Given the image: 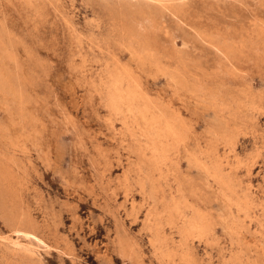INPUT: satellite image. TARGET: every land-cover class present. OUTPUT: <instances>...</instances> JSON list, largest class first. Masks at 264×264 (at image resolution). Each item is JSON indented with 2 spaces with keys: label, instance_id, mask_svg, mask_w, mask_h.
Returning <instances> with one entry per match:
<instances>
[{
  "label": "rangeland",
  "instance_id": "rangeland-1",
  "mask_svg": "<svg viewBox=\"0 0 264 264\" xmlns=\"http://www.w3.org/2000/svg\"><path fill=\"white\" fill-rule=\"evenodd\" d=\"M182 1L206 38L185 86L108 43L101 0H0V264H264V0ZM115 59L183 123L178 189L209 224L186 258L180 224L146 227Z\"/></svg>",
  "mask_w": 264,
  "mask_h": 264
},
{
  "label": "bare ground",
  "instance_id": "bare-ground-1",
  "mask_svg": "<svg viewBox=\"0 0 264 264\" xmlns=\"http://www.w3.org/2000/svg\"><path fill=\"white\" fill-rule=\"evenodd\" d=\"M25 1L33 3L35 0ZM97 16L98 22L104 21L110 26L108 43L127 51L139 66L155 68L182 86L188 84V76L194 77L195 49L190 45L197 38H206L199 35L201 28L188 15L187 4L182 0H101ZM178 35L181 37V46L174 39ZM167 39H170L169 42ZM101 51L113 53L109 46ZM109 72L111 79L107 104L111 110H120L129 117V120L128 117L123 119V124L130 135L132 152L137 159L134 164L139 187L142 191L147 189V198L151 202L145 215L146 227L154 241L161 243L162 222L171 226L180 224L177 226L181 235L178 246L182 249V257L186 258L190 236L205 234L209 224L195 210L187 216L189 205L178 189L182 177L173 155L184 137L183 123L176 112H167L140 90L126 64H119L115 59L113 70ZM123 79L127 85L121 89L119 84ZM198 160L196 154H190L189 161ZM205 172L207 175L213 173L211 165L205 166ZM171 182H175L176 187L173 188Z\"/></svg>",
  "mask_w": 264,
  "mask_h": 264
}]
</instances>
